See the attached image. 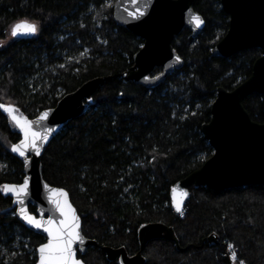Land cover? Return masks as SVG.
Listing matches in <instances>:
<instances>
[{
  "label": "trees",
  "instance_id": "16d2710c",
  "mask_svg": "<svg viewBox=\"0 0 264 264\" xmlns=\"http://www.w3.org/2000/svg\"><path fill=\"white\" fill-rule=\"evenodd\" d=\"M114 1L0 0V104L30 120L83 83L104 79L85 113L63 127L41 159L43 179L68 192L83 235L98 244L78 257L85 264H119L102 247L134 255L138 228L160 222L173 228L179 248L149 241L145 264H226V251L237 253L235 264H264V185L219 192L191 186L180 215L169 199L170 187L213 153L201 126L210 120L216 89L230 91L247 79L260 50L213 56L229 17L219 0H195L204 27L195 38L181 31L172 46L183 66L148 89L125 78L143 41L115 24ZM24 20L38 32L13 38L11 26ZM243 106L253 121L264 122L261 95L251 94ZM19 139V128L0 109V186L24 177L23 162L11 152ZM14 207L0 193V210H8L0 212V264H34L45 238L22 225ZM210 235L216 240L209 242Z\"/></svg>",
  "mask_w": 264,
  "mask_h": 264
},
{
  "label": "water",
  "instance_id": "95a60500",
  "mask_svg": "<svg viewBox=\"0 0 264 264\" xmlns=\"http://www.w3.org/2000/svg\"><path fill=\"white\" fill-rule=\"evenodd\" d=\"M195 0H115L112 6V17L115 24L142 39L141 48L133 55V64L126 72L125 78L135 84L153 89L163 82L166 77L183 66V60L172 46L174 39L185 28L189 29L195 38L204 27L202 16L193 10ZM221 9L228 15V29L212 49L215 57L228 58L240 51L257 48L260 56L253 62L250 76L227 91L222 87L216 89V97L210 108V120L201 126V134L212 148V155L202 166L174 183L169 189L170 207L176 215L183 212L189 199V188L207 187L219 192L223 190L247 186L264 185V122L253 121L243 106V100L251 94L264 98V0H219ZM143 13V15H140ZM198 15L203 23L195 27L191 17ZM29 21H19L17 23ZM35 24V23H33ZM34 35L21 36L18 39H30ZM14 38V37H13ZM17 39V38H15ZM177 57L179 60H177ZM155 68L161 71L152 75ZM104 83L103 78H95L83 83L76 90L64 94L54 107L40 111L34 118L28 120L32 130L37 132L39 155L35 152H25L24 158L18 153H12L23 162L24 177L29 179V191L25 199V207L29 214L38 219L46 220L50 215L59 216L55 206L49 200L55 190H62L79 221V232L82 243L73 245L74 259L79 264H85L78 255H84L88 248L97 246L94 239L85 237L82 233L81 219L73 206L68 192L61 187L49 185L42 174V156L50 141L72 119L82 116L88 107L98 87ZM47 112L44 120L40 116ZM18 127V126H17ZM20 132V130H19ZM45 139H39V136ZM24 139L20 132L19 145ZM18 183V184H20ZM45 185L48 187L46 188ZM12 199L14 203V197ZM35 208L32 213L29 207ZM180 208L178 212L176 209ZM16 218L30 231L45 238L47 233L27 225L18 216ZM137 230L139 249L136 254L129 256L124 247H102L106 259L119 264H145L142 256L144 246L152 240L165 239L175 243L178 240L171 226L160 222L143 224ZM209 242L216 240L210 235ZM40 244L36 250L42 245ZM36 262L39 264V253L36 251ZM226 264H235L228 251L225 253Z\"/></svg>",
  "mask_w": 264,
  "mask_h": 264
},
{
  "label": "snow or ice",
  "instance_id": "6c2138e0",
  "mask_svg": "<svg viewBox=\"0 0 264 264\" xmlns=\"http://www.w3.org/2000/svg\"><path fill=\"white\" fill-rule=\"evenodd\" d=\"M143 15V13H140ZM191 23L195 27H199L203 21L198 15L191 17ZM38 32V26L33 23L22 22L15 23L11 26L10 34L14 38L21 36L35 35ZM2 46V45H0ZM83 56L84 53H81ZM177 60L179 58L177 57ZM59 67L63 68L65 65L61 64ZM0 109L11 118V120L18 126L20 132L23 133L24 139L19 145L13 144L11 151L18 153L19 156L24 158V164L27 165L28 159L25 156V152H35L39 155V145L37 143V132L32 130V124L24 117L15 115L18 110L11 106L0 104ZM48 113L45 112L40 116V120H44ZM39 139H45V136L40 135ZM47 188L48 186L45 185ZM29 191V179L24 178L23 183L20 184H8L5 183L0 186V193H3L5 197L11 194L14 197V203L17 207L11 209V214L18 216L27 225L35 229H42L47 233V243L42 244L36 251L39 253V264H79L74 259L73 245L79 241H82V237L79 232V221L76 217L74 210L69 204L66 193L62 190H55L54 195L49 197V200L55 206V211L59 213V216L50 215L46 220L38 219L36 216L28 213L25 205L24 197L27 196ZM178 212L180 208L176 209ZM4 214H8V210H0ZM141 227H144L141 225ZM230 249L233 247L231 244L228 246ZM231 259L237 260V253L231 252ZM239 264H245L244 260H239Z\"/></svg>",
  "mask_w": 264,
  "mask_h": 264
},
{
  "label": "flooded vegetation",
  "instance_id": "af4514ba",
  "mask_svg": "<svg viewBox=\"0 0 264 264\" xmlns=\"http://www.w3.org/2000/svg\"><path fill=\"white\" fill-rule=\"evenodd\" d=\"M129 256H132V255H129ZM116 261L118 262V259H116Z\"/></svg>",
  "mask_w": 264,
  "mask_h": 264
},
{
  "label": "built area",
  "instance_id": "2783aa9c",
  "mask_svg": "<svg viewBox=\"0 0 264 264\" xmlns=\"http://www.w3.org/2000/svg\"><path fill=\"white\" fill-rule=\"evenodd\" d=\"M231 256V255H230ZM232 260V259H231ZM233 261V260H232Z\"/></svg>",
  "mask_w": 264,
  "mask_h": 264
}]
</instances>
